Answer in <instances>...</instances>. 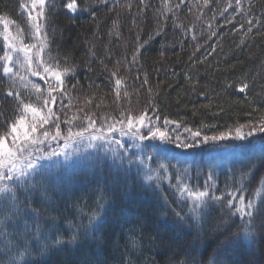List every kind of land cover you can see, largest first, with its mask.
Here are the masks:
<instances>
[{
  "label": "trees",
  "instance_id": "16d2710c",
  "mask_svg": "<svg viewBox=\"0 0 264 264\" xmlns=\"http://www.w3.org/2000/svg\"><path fill=\"white\" fill-rule=\"evenodd\" d=\"M22 2L0 0V16L24 26ZM67 2L47 0L46 10L50 11L49 6L54 4L55 11H50L46 18V33L49 57L60 70L65 67L73 70L66 78L69 90L65 92V86L61 85L60 91L50 89L52 94L47 97L34 95L29 90L17 92L12 84L5 82L0 59V137L7 134L22 106L40 109L43 102L47 105L48 123L42 131L55 134L54 122L58 120L65 136L68 132L65 121L72 117H78L75 124L80 126L73 131L82 130L87 126V118H92L96 127L107 134L104 122L118 121L124 113L134 119L146 115L162 131L165 118L176 121L167 128L180 133L185 126L195 130L202 122L215 124L216 128L203 129L211 135L217 128L226 130L264 115V0H240L239 6L236 0H76L78 6L88 5L90 12L77 13L75 17L64 7ZM249 28L252 30L248 31ZM4 51L0 34V57ZM117 77L122 81L119 97L115 91ZM244 83L249 88L238 92L237 87ZM10 90L12 97L7 96ZM17 94L20 101L15 99ZM53 94L55 101L51 99ZM129 156L132 157V152ZM132 158L135 162L127 176L106 158L99 165L87 162L91 168L79 173L78 179H72L70 187H66V180L60 186L55 184L50 195L52 201L60 203L63 215L71 223L85 229L94 217L101 215L103 222L96 223L90 231L93 237H103V246L85 241L73 251L52 252L43 258L44 264H82L83 261L123 264L125 244L133 240L139 247L133 253L138 264L151 261L183 264L190 259L198 264H212L220 258L215 255L219 241L204 236L203 232L209 223L222 216L212 196L223 197L226 204L232 198L229 192L236 195L234 204H239V196L243 195L245 205L251 202L256 213L251 226H242L239 214L229 220L226 226L229 235L235 234V251L229 255L248 260L254 254L255 248L250 252L244 234L246 229L258 228L264 220V171L246 170L248 175L241 179L240 169L245 160L233 161L228 171L215 176L214 187L207 189L211 195L207 198V209L200 213L199 228L187 225L181 228L173 223L177 212L189 223L194 221L189 216L192 202L186 193L180 195V189L189 184L194 191L206 190L208 168H192L186 174L174 165L159 169L154 160L143 159L138 154ZM148 168L152 171L151 181L144 176ZM138 180L158 189L159 196L137 184ZM99 181H104L114 196L112 206L103 212L95 197L77 200L73 196L71 200H64L69 193H79L90 186L95 188ZM160 209L165 211L161 213ZM60 223L66 226L68 221L60 219ZM155 233L166 235L171 248L161 249L158 241L154 248ZM117 235L119 251H113ZM2 247L0 238V251Z\"/></svg>",
  "mask_w": 264,
  "mask_h": 264
},
{
  "label": "snow or ice",
  "instance_id": "6c2138e0",
  "mask_svg": "<svg viewBox=\"0 0 264 264\" xmlns=\"http://www.w3.org/2000/svg\"><path fill=\"white\" fill-rule=\"evenodd\" d=\"M236 4L239 6L240 0H236ZM20 7L28 12V20L32 22L34 38L40 37L43 33L45 39L40 44V50L43 51L47 44V33L43 32L46 21V0H31L30 9L24 4H21ZM64 7L73 14V17L77 13L90 12L88 5L78 6L76 0H68ZM49 10L54 12L55 5H50ZM0 22L4 27L5 47L22 54V62L19 60L16 62L21 63V66L27 65L33 74H39L37 69L33 68L35 56L36 62L43 67L44 73L51 72L57 84L64 85L65 92H67L69 89L66 85V78L73 70L69 67L60 70L51 56L47 64L43 63L39 59V53H32L31 46L21 44L17 47L14 42L10 43L12 39L8 34L10 22L2 16H0ZM248 23L251 24L252 21H248ZM251 30V28L248 29V31ZM145 44H149V41H145ZM0 59L5 61L3 74L8 77L9 81H12V77L15 75L11 66L13 57L5 51ZM113 76H116L115 72ZM40 78L44 79V76ZM121 84V79L115 78L117 97L120 95ZM52 87L55 88V85ZM71 87L74 89L76 85L72 84ZM248 88L249 85L244 83L236 90L243 93ZM7 96L12 97L13 92L8 91ZM15 99L21 100L19 94L15 96ZM51 99L55 101L56 97ZM24 110L32 113L33 121L39 115L35 108L28 105H24ZM48 111L51 113V108ZM77 119L78 117H72L65 121L68 125L66 136L61 133L57 120L54 122L57 131L51 138H49V132L45 130L43 139L40 137L29 139V133L25 130L23 132L25 142L18 145L20 129L24 128V120L20 118L11 125V133L16 134L12 136L11 147L6 146V137H0V238L3 239L0 264H44L43 258L52 252L73 251L85 241L94 243L98 247L103 246L102 236L93 237L92 232L84 229L82 225L71 223L69 217L63 215L60 203H54L50 196L55 188L54 180L58 179L49 178L53 169H76L84 160L89 159V157L83 156V153L89 150H95L94 163L96 165L103 163L106 158L110 159L112 164L117 166V169L122 171L125 176L131 171L135 162L132 157H135L137 152L146 154L149 160L163 157L169 163L175 162L176 167L183 169L186 174L192 168L200 170L202 167H207L209 174L205 182L206 190L194 191L189 187V184H184V187L180 189V195L186 193L187 199L192 202L189 216L194 221V223H189L188 219L177 212L173 223L181 228L185 225L190 228H199L200 213L207 209V198L211 195L207 189L214 187V183H212L214 181L213 170L220 167L225 158L245 160L240 169L241 179L244 178V175H248L246 170L264 171V115H261L259 119L254 117L246 123L229 126L226 130L217 128L211 135L203 129L216 128L215 124L209 125L202 122L200 127L195 130L185 126L183 133H180L176 130H169L167 126L176 123V121L165 118L163 121L165 130L162 131L160 127L154 126L152 120L146 115L134 119L131 114L125 116L124 113H121V119L118 121L104 122L103 127L107 134L96 127V121L92 118H87V126L82 130L73 131L74 128L80 127L75 124ZM156 119L158 120L159 116ZM40 120L42 123H48V119L44 116H41ZM179 128L180 125L177 124V129ZM35 130V125H33L32 131L35 132ZM172 132H175L174 136ZM113 133L117 135L114 136ZM124 138H127L128 144L123 142ZM60 140L64 141L63 144L59 142ZM145 141L148 143L145 144ZM146 149L147 153H145ZM189 149L198 151L189 152ZM129 152H132V157L129 156ZM77 156H81L82 159H74ZM213 161H216V164H213ZM144 176L147 181L152 180L151 168L145 170ZM137 184L152 191L154 196H159V190L152 188L146 181L138 180ZM228 195L232 198L228 199L226 204L223 197L212 196V200L219 205L222 216L209 223L207 230L203 232L204 236L219 241L215 255L220 258L214 260L212 264H264V220L255 230L251 228L245 230V239L248 241L250 252L254 246V254L248 260H239L229 255L230 252L235 251L233 246L235 234L229 235L226 227L229 220L239 214L241 225L251 226L256 213L253 211L254 206L251 202L245 205L243 195L239 196V204H234L235 193L229 192ZM73 196H76L77 200H88L95 197L101 212L106 207H111L112 201H114L111 189L104 181H99L95 188L90 186L79 193H69L64 197V200H71ZM159 211L163 213L165 209ZM60 219L68 221L66 226L61 225ZM102 222V219L97 218V223ZM123 231L121 226V232ZM157 241L161 249L171 248V242L166 235L155 233L154 248ZM113 251H119V235L116 237ZM138 251L139 247L136 241L126 242L123 252L126 259L123 264H138L135 255H133ZM185 255L191 254L185 253ZM257 256L259 259L256 258ZM82 264H88V262L83 261ZM112 264H120V262L113 261ZM149 264H155V261H151ZM183 264H198V262L195 259H190L185 260Z\"/></svg>",
  "mask_w": 264,
  "mask_h": 264
},
{
  "label": "rangeland",
  "instance_id": "374dc122",
  "mask_svg": "<svg viewBox=\"0 0 264 264\" xmlns=\"http://www.w3.org/2000/svg\"><path fill=\"white\" fill-rule=\"evenodd\" d=\"M21 4H24L26 7H28L29 9L31 8V0H23V2ZM48 7L47 5V0H46V8ZM45 8V13H46V18L49 15L48 10H46ZM22 11L24 13V26L21 25H17L16 23H12L10 22L8 25L9 28V36L12 38L10 40V43L14 42L16 44L17 47H19L21 44L23 45H28L31 46V51L32 53H39V59L40 61H42L43 63L47 64L48 59H49V38L47 36V44L45 46V48L43 49V51L40 50V44L41 42L45 39L43 33L40 37L38 38H34V30L31 27V23L28 20V12H26L23 8ZM51 13V12H50ZM33 15H35V13H33ZM45 27L43 29V32H46L47 30V21L44 22ZM0 27L2 30H0V34H2V36L4 35V27H3V23L0 22ZM5 51L8 52L9 55H11L13 57V62L11 64V66L13 67V73L15 75H13L12 77V81H9L8 77L5 76V79L7 82L11 83L12 86L18 91H31L33 92L34 95H43L44 97H47V95L49 93L52 94V92H50V89H56L57 91H60L61 89V85L57 84V82L55 81V78L52 76L51 72L45 74L44 73V69L43 67L40 66L39 63L36 62V57L34 56V60H33V68L37 69L39 74H33V72L29 71L27 65H23L21 66V63H17L16 61H21L23 60L22 54L19 52H13L11 48H6ZM5 63V61L2 60V69H3V64ZM3 73V72H1ZM44 76V79H41L40 77ZM55 85V88H53L52 86ZM130 88H132L130 86ZM137 88V87H136ZM37 89H39V91H37ZM54 93V92H53ZM53 97L54 94H53ZM123 97V96H122ZM44 104V102H43ZM42 104V107L40 109H36V111L39 113V115L36 117V120L33 121L32 119V113L29 112H25L24 110V106L21 107L20 110V115L17 119L23 118L24 120V128L20 129V139L17 140V144H22L25 141L23 140V132L26 130L29 133V139H31L32 137H40L41 139H43V131H42V127L46 125V123H42L40 120L41 116H48L47 115V105ZM56 104V103H55ZM57 109V107H56ZM16 119V120H17ZM33 125H35V132L32 131V127ZM16 135L15 133H11V126L8 129V132L6 135H4L3 137H6L5 139V144L8 147L12 146V136ZM55 134H49V138H51V136H54ZM125 144H128L129 141L126 138V141L124 142ZM95 150H89L88 152L83 153V156H87L89 157L88 160H84V162L77 167L76 169L72 170V169H53L51 176L49 178H58L56 180H54V184H56L57 186H60V183H63L64 180L68 181V182H64L66 183V187H70V182H72L76 179H78L79 173H82L83 171H86L87 169L89 170L91 168L87 167V162H91V164L95 165L94 163V159H92V157H94V152ZM133 151H135L133 149ZM145 153H147V149L145 150ZM138 155H141L143 157V159L148 160L147 155L146 154H142L137 152ZM74 159H82L81 156H77L74 157ZM155 165L157 166V168L165 170L167 168V165H174L176 167L175 162H168L165 158L163 157H156L153 159ZM238 159L232 158V159H228L225 158V161L220 165V167H217L213 170V175H214V180L217 178L215 177L216 175H219L220 173H225L226 171H228V168H230L229 166L232 164L233 161H237ZM214 164H216V161L214 162ZM163 165V167H162ZM180 171L181 169L178 168ZM264 181V178H263ZM57 182V183H56ZM54 191V190H53ZM53 191L50 193V195H53ZM101 215H98L97 217H94L92 219V221H90V225H87L85 229L89 230L97 223V218L100 219ZM98 225V223L96 224ZM95 225V227H96Z\"/></svg>",
  "mask_w": 264,
  "mask_h": 264
}]
</instances>
